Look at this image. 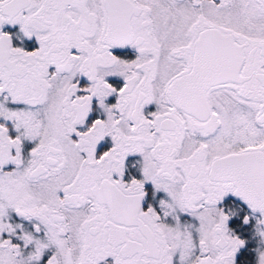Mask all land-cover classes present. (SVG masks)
<instances>
[{
    "label": "snow or ice",
    "instance_id": "1",
    "mask_svg": "<svg viewBox=\"0 0 264 264\" xmlns=\"http://www.w3.org/2000/svg\"><path fill=\"white\" fill-rule=\"evenodd\" d=\"M0 264H264V0H0Z\"/></svg>",
    "mask_w": 264,
    "mask_h": 264
}]
</instances>
